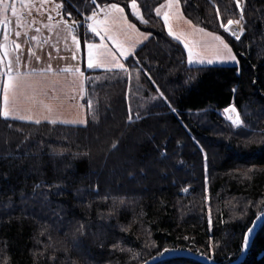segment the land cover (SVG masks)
<instances>
[{
    "label": "trees",
    "instance_id": "trees-1",
    "mask_svg": "<svg viewBox=\"0 0 264 264\" xmlns=\"http://www.w3.org/2000/svg\"><path fill=\"white\" fill-rule=\"evenodd\" d=\"M55 1L81 21L82 46L91 0ZM162 2L138 0L149 24L137 27L152 36L125 61L130 74L84 70L95 78L85 84L86 126L0 118V264H142L171 248L217 264L240 255L264 211V0H242L240 40L219 27L239 19L235 0H181L187 18L225 37L235 65H189L145 8ZM157 85L176 113L151 100ZM232 104L239 129L222 116ZM152 264L206 263L174 255ZM238 264H264V219Z\"/></svg>",
    "mask_w": 264,
    "mask_h": 264
},
{
    "label": "snow or ice",
    "instance_id": "snow-or-ice-1",
    "mask_svg": "<svg viewBox=\"0 0 264 264\" xmlns=\"http://www.w3.org/2000/svg\"><path fill=\"white\" fill-rule=\"evenodd\" d=\"M47 2V0H45ZM236 7L240 10L239 19H227V22H220L219 27L223 29L224 33L229 34L236 40H240L244 32V7L242 0H235ZM20 4L21 8L27 7L29 14L33 5L27 4V0H0V31L3 32V40L0 41V118L13 121L33 122L36 125L42 121H49L55 125L57 123L64 125H87L86 118L78 119H63L60 108L63 105L64 97L58 94L63 91L64 81L60 78L51 65L41 68H33L30 65L25 66L22 56L18 53L21 44L16 40H10L12 33V20L8 13L15 17L16 27L19 29L25 25L22 23V12L17 7ZM187 3V0H184ZM91 13L84 17L83 24L86 26L84 33L86 42L87 54V70L104 69L105 71L120 72L130 74L131 69L126 67L124 61L134 56L135 50L148 41L152 36L151 31H141L137 27V23L141 25H148L149 20L141 12V4L138 0H126L121 6L120 2H102L97 3L96 0H91ZM63 6L56 4L53 9L57 16H60V10ZM148 11H154L155 17L162 20L163 29L167 30V36L172 40L183 45L186 51L187 63L189 65H214L217 63L232 62L238 64V59L229 43L223 35L214 31H208L206 27H202L199 23H194L192 19L187 18L182 10L181 0H164L158 6L150 8L145 4ZM130 9V11H126ZM39 11V9H37ZM71 13H69V16ZM134 18L136 22H133ZM220 17L219 8L216 9V18ZM53 17L49 16V21ZM81 21L73 19L71 23L62 16L60 20L56 21V25L51 23L45 27L62 26L63 29L71 36V42L77 50L80 49V40L78 39L77 29L80 27ZM238 26V30L233 26ZM37 32L40 29L36 30ZM89 33L91 39H99V42H88ZM26 34V33H25ZM15 37H21V31L17 30L14 33ZM38 39V37H32ZM11 46V47H10ZM30 54L32 50L29 49ZM75 59V53H73ZM40 59L39 56L36 57ZM139 65V61H136ZM65 74H71L70 90L75 91L83 99L86 94L85 84L89 80L95 79L85 76V72L79 66L66 67L61 69ZM136 79L140 78L142 72L145 70L137 66ZM130 78V76H129ZM147 79L153 85L156 84L150 74H147ZM159 96H152L151 100L157 99L165 102L173 113L177 109L172 107L168 98L163 92L159 91V86H156ZM235 91V89H233ZM51 92V95L49 94ZM74 99L75 97H70ZM82 107V106H79ZM88 109L92 110V119H97L96 111L93 106V101H87ZM225 119L230 121L231 125L239 129L244 125L239 111L234 104L223 109ZM129 113L131 108L129 107ZM140 117L137 116V119ZM129 121L132 120L131 114L128 116ZM115 147V145H113ZM207 154H205V160ZM249 172L252 170L249 169ZM247 175V173H245ZM251 179V177H248ZM188 188L183 189L188 192ZM207 200L208 197H205ZM247 206H245L246 208ZM209 226L211 227V208L208 209ZM264 219V213L256 217L252 227H249L244 233L243 246L248 248L250 244V237L258 227V222ZM82 227V226H81ZM127 231V229H124ZM114 248L118 245H113ZM210 250L211 246H210ZM168 249L165 250L167 253ZM164 253H161L163 255ZM214 264V261H213Z\"/></svg>",
    "mask_w": 264,
    "mask_h": 264
},
{
    "label": "crops",
    "instance_id": "crops-1",
    "mask_svg": "<svg viewBox=\"0 0 264 264\" xmlns=\"http://www.w3.org/2000/svg\"><path fill=\"white\" fill-rule=\"evenodd\" d=\"M51 1L44 2V1L30 0V3H32L33 5V9L32 11H30V14L28 12L27 15L24 11H22V17L26 19L27 17L31 16V19L34 21L28 22V24H24L25 26L21 28L22 29L21 32H23L22 34H24L25 37L23 40H21L19 44H21L23 48L28 47L29 55H30L29 49H31L34 55L48 51V53L50 54H54L61 57L59 58L60 61L58 59H55L53 55L50 56V58H47L48 64H51L52 62L55 61H59L58 63H54L53 65L51 64V66L56 72L59 73L60 78L64 81V85H63L64 90L58 92V94L64 97L63 105L60 108V112L62 113L61 118L63 119L86 118L87 117L86 106L83 102V99L80 98V95L77 92L70 90L69 84L71 81V74H65L62 71H60L61 69L66 67H76V66H79L82 71L87 70L86 42H84L82 46L80 45V49L77 50L71 42V36L67 34V32L63 29L62 26H55L52 28L45 27V25L49 23L56 25V21L60 20L61 16L64 19L68 20L69 23H71L72 19H77V18H70L68 16H64L61 10H60V16H57L56 12L53 10L56 4L54 5L53 2ZM55 3L60 4L57 1H55ZM37 9H39V11H37ZM49 16L53 17L52 21H49ZM37 29H40V31L37 32L36 31ZM2 35H3L2 31H0V41L3 37ZM32 37H38V39H32ZM88 42L98 43L99 39L95 38L94 41L90 39L88 40ZM73 53H75V59L73 58ZM186 60H187V56H186ZM193 65H199V64H193ZM214 65H235V64L232 62H227L223 64L217 63ZM41 67L42 66L40 67L37 66L36 68H41ZM95 70L105 71L104 69H95ZM49 94L51 95V92H49ZM70 97H75V98L71 99ZM0 102H2V100H0ZM42 122L50 123L49 121H42Z\"/></svg>",
    "mask_w": 264,
    "mask_h": 264
},
{
    "label": "rangeland",
    "instance_id": "rangeland-1",
    "mask_svg": "<svg viewBox=\"0 0 264 264\" xmlns=\"http://www.w3.org/2000/svg\"><path fill=\"white\" fill-rule=\"evenodd\" d=\"M34 1H44L45 2V0H34ZM47 1H51V0H47ZM51 2H53V4L55 5V4H58V3H55V1H51ZM27 4H30V5H32V3H30V0H27ZM53 5V6H54ZM17 7L21 10V12L22 11H24L25 13H26V15L28 14V12H29V9L27 8V7H24V8H21L20 7V4L18 3L17 4ZM32 9H33V7L31 8V11H32ZM8 16H9V18L12 20V25H11V28H12V33L10 34V39H12V40H16L17 41V43H20L21 42V40H23L24 39V37H25V35L24 34H22L21 35V37H19V38H17V37H15V35H14V33H15V31H17V30H19V31H21L22 29V27L21 28H17L16 27V24H15V17H12L11 16V12L9 11V13H8ZM29 18V19H28ZM31 21H34V20H32L31 19V16H29V17H27L26 19H24V18H22V23L23 24H28V22H31ZM235 26V25H234ZM237 28H238V26H236ZM237 30V29H236ZM3 33V32H2ZM21 33H23V32H21ZM3 36V35H2ZM3 40V37H2V39H1V41ZM28 46V45H27ZM11 47V46H10ZM17 54H20L21 56H22V60H23V62H24V64H25V66H31V67H33V68H36L37 66H42V67H47V66H49V65H53L54 63H58L60 60H59V58H61L60 56H57V55H54V54H50V53H48V51H45V52H42V53H38L37 55H29V53H28V47H25V48H23L22 47V45H21V49H19L18 50V53ZM15 55V53L13 54V56ZM53 55V57H55V59H58L59 61H55V62H52L51 64H48V61H47V58H50V56H52ZM37 56H39L40 57V59L39 60H37L36 59V57ZM63 58V57H62ZM230 106V105H229ZM222 116L225 118V116H224V112L222 111ZM226 120V119H225ZM227 122H229L230 123V121H228V120H226ZM263 212V211H262ZM261 213V212H260ZM260 213H258V214H260ZM257 214V215H258ZM251 225V224H250ZM248 229V228H247ZM254 234V233H253ZM253 234H252V236H253ZM251 238V237H250Z\"/></svg>",
    "mask_w": 264,
    "mask_h": 264
},
{
    "label": "water",
    "instance_id": "water-1",
    "mask_svg": "<svg viewBox=\"0 0 264 264\" xmlns=\"http://www.w3.org/2000/svg\"><path fill=\"white\" fill-rule=\"evenodd\" d=\"M262 213H264V211L261 212L260 214H258L257 216L261 215ZM256 217L254 218V220L252 221V223L249 227H252L253 222L256 221ZM262 220H260L258 222V225ZM252 238H253V236H252ZM252 238H251V240H252ZM243 240H244V238H243ZM251 240H250V243H251ZM249 246H250V244H249ZM248 248L245 249L243 246L242 251H241L240 255L238 256V258L229 264H238L247 254ZM168 250H170V251H168L167 253H165V251L162 252V253H164L163 255L158 254V255L152 256L151 258L144 261L142 264H152L155 261L161 260V259L166 258V257L174 256V255H185V256L193 257V258L197 259L198 261H201V262L206 263V264H213L212 260L208 259L207 257H205L203 255L196 254V253H194L188 249L171 248ZM214 264H217V263L214 262Z\"/></svg>",
    "mask_w": 264,
    "mask_h": 264
},
{
    "label": "bare ground",
    "instance_id": "bare-ground-1",
    "mask_svg": "<svg viewBox=\"0 0 264 264\" xmlns=\"http://www.w3.org/2000/svg\"><path fill=\"white\" fill-rule=\"evenodd\" d=\"M72 20H73V19H72ZM233 28L238 29L236 26H233ZM251 238H252V236H251ZM251 238H250V240H251Z\"/></svg>",
    "mask_w": 264,
    "mask_h": 264
}]
</instances>
